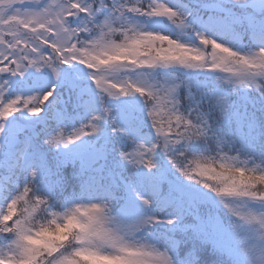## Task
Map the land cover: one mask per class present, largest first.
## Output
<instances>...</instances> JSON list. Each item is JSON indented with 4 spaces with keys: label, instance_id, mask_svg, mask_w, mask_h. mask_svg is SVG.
Masks as SVG:
<instances>
[{
    "label": "snow or ice",
    "instance_id": "snow-or-ice-1",
    "mask_svg": "<svg viewBox=\"0 0 264 264\" xmlns=\"http://www.w3.org/2000/svg\"><path fill=\"white\" fill-rule=\"evenodd\" d=\"M0 264H264V0H0Z\"/></svg>",
    "mask_w": 264,
    "mask_h": 264
}]
</instances>
